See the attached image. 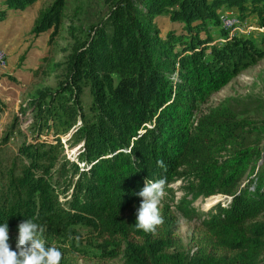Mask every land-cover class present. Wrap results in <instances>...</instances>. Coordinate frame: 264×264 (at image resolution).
I'll return each mask as SVG.
<instances>
[{
    "label": "trees",
    "instance_id": "trees-1",
    "mask_svg": "<svg viewBox=\"0 0 264 264\" xmlns=\"http://www.w3.org/2000/svg\"><path fill=\"white\" fill-rule=\"evenodd\" d=\"M33 2L4 0L0 21L8 9ZM104 2L106 17L73 45L64 80L19 106L30 112L35 132H51L55 143L21 144L25 163L19 175L10 170L0 192V225L10 230L31 219L49 236L87 225L117 239L115 256L124 264H264V123L238 120L228 99L194 116L264 56V39L230 37L217 10L234 7L241 20L254 13L264 26V0ZM64 3L40 10L32 31L56 30ZM160 15L172 23L165 31ZM68 133V142L79 143L72 159L62 155L59 138ZM146 179H164L165 188L180 181L193 199H229L213 204L203 235L185 249L167 203L159 205L163 224L155 234L135 227Z\"/></svg>",
    "mask_w": 264,
    "mask_h": 264
},
{
    "label": "rangeland",
    "instance_id": "rangeland-1",
    "mask_svg": "<svg viewBox=\"0 0 264 264\" xmlns=\"http://www.w3.org/2000/svg\"><path fill=\"white\" fill-rule=\"evenodd\" d=\"M52 2L53 0H34L25 8L8 9L0 21V47L6 53V65L14 69L23 66V71L29 74L27 83L13 80L18 89L19 101L16 108H2L3 103L0 101V192L6 186L10 170L20 174L25 159L18 150L24 141L47 140L49 143H55V136L51 132H35L30 112L23 114L19 106L25 104L37 89L55 88L64 80L73 45L85 40L89 29L99 24L108 13V5L104 0H65L58 28L54 30V27H51L40 33L33 32L40 10ZM3 5V0H0V9L5 8ZM217 14H223L221 19L228 17L233 20L234 24L229 28L230 37L244 34L261 44L264 39V26L258 23L254 13L247 12L243 20L239 18V13L234 7L220 8ZM157 23L162 31L172 24L165 15L158 16ZM214 40L222 41L219 37ZM2 89L0 88V92ZM225 99L229 100V106L238 120L246 118L264 123V56L253 65L240 70L229 83L213 92L204 103L198 105L194 116L219 105ZM81 102L83 111L87 113L90 103L87 88L83 92ZM79 122L78 120L77 124ZM59 138L63 143L62 155L72 159L79 143L72 145L68 142L69 133L62 134ZM180 186V181L169 184L165 188L161 204L167 203L171 206L177 221L176 236L184 248L188 249L203 235L201 222L212 212L213 204L204 206L207 199L218 195L214 199L215 203L224 205L225 199L229 198L216 194L193 199ZM64 196L59 193L58 200L62 202ZM46 233L44 231L42 236L46 244L56 246L63 254L60 264H124L120 256H115L118 251L117 239L101 234L93 227L73 224L51 232L50 236ZM17 240L18 225H15L9 230L8 242L12 250H17Z\"/></svg>",
    "mask_w": 264,
    "mask_h": 264
},
{
    "label": "clouds",
    "instance_id": "clouds-1",
    "mask_svg": "<svg viewBox=\"0 0 264 264\" xmlns=\"http://www.w3.org/2000/svg\"><path fill=\"white\" fill-rule=\"evenodd\" d=\"M161 168L166 167L163 161H157ZM164 179L145 180V186L137 193L142 201L137 210L135 227L145 233L155 234L158 226L163 224L159 205L165 195ZM45 229L31 219L18 225L16 249L9 245L8 225H0V264H60L63 254L56 246H46L42 238Z\"/></svg>",
    "mask_w": 264,
    "mask_h": 264
},
{
    "label": "crops",
    "instance_id": "crops-1",
    "mask_svg": "<svg viewBox=\"0 0 264 264\" xmlns=\"http://www.w3.org/2000/svg\"><path fill=\"white\" fill-rule=\"evenodd\" d=\"M23 68L24 67L21 66L17 69H14L13 67H9L8 65H6V67L0 68V75L3 74V76L0 77V88L5 89V90L2 89L3 91L1 90L0 92V101L3 103V105L1 106L2 108H7V109L16 108L19 99L17 94L18 89L14 81L16 79V80H20L22 83H27L26 81L29 80V74L28 72L23 71ZM4 84L6 87L9 88L7 89L4 86Z\"/></svg>",
    "mask_w": 264,
    "mask_h": 264
},
{
    "label": "bare ground",
    "instance_id": "bare-ground-1",
    "mask_svg": "<svg viewBox=\"0 0 264 264\" xmlns=\"http://www.w3.org/2000/svg\"><path fill=\"white\" fill-rule=\"evenodd\" d=\"M221 21H222L221 22L222 27L225 28V29L226 28H231L233 26V24H234L233 20L229 19L228 17L221 19ZM5 65H6V53L4 51H2V61H0V68L5 67ZM220 196H223V195L221 194ZM217 197H218V195H217ZM217 197L216 196L209 197L207 199V201L205 202L204 206L208 207V206L212 205L215 202L214 199L217 198ZM226 198H227V196H226Z\"/></svg>",
    "mask_w": 264,
    "mask_h": 264
},
{
    "label": "built area",
    "instance_id": "built-area-1",
    "mask_svg": "<svg viewBox=\"0 0 264 264\" xmlns=\"http://www.w3.org/2000/svg\"><path fill=\"white\" fill-rule=\"evenodd\" d=\"M0 61H2V48H0Z\"/></svg>",
    "mask_w": 264,
    "mask_h": 264
},
{
    "label": "water",
    "instance_id": "water-1",
    "mask_svg": "<svg viewBox=\"0 0 264 264\" xmlns=\"http://www.w3.org/2000/svg\"><path fill=\"white\" fill-rule=\"evenodd\" d=\"M214 203H215V202H214ZM214 203H213V204H214Z\"/></svg>",
    "mask_w": 264,
    "mask_h": 264
}]
</instances>
